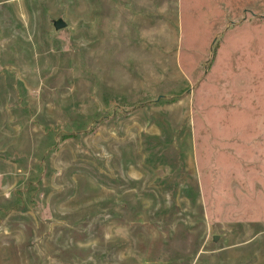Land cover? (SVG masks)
<instances>
[{
	"label": "rangeland",
	"instance_id": "obj_1",
	"mask_svg": "<svg viewBox=\"0 0 264 264\" xmlns=\"http://www.w3.org/2000/svg\"><path fill=\"white\" fill-rule=\"evenodd\" d=\"M0 264H264V0H0Z\"/></svg>",
	"mask_w": 264,
	"mask_h": 264
},
{
	"label": "water",
	"instance_id": "obj_2",
	"mask_svg": "<svg viewBox=\"0 0 264 264\" xmlns=\"http://www.w3.org/2000/svg\"><path fill=\"white\" fill-rule=\"evenodd\" d=\"M53 24L57 30L61 28H65L67 26V22L61 17L54 20ZM214 239H217V238L215 237Z\"/></svg>",
	"mask_w": 264,
	"mask_h": 264
}]
</instances>
